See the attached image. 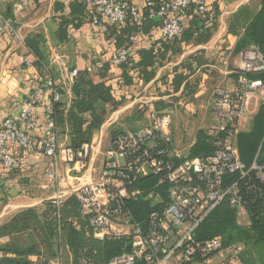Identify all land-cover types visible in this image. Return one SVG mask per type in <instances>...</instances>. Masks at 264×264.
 I'll return each mask as SVG.
<instances>
[{"label": "built area", "instance_id": "2783aa9c", "mask_svg": "<svg viewBox=\"0 0 264 264\" xmlns=\"http://www.w3.org/2000/svg\"><path fill=\"white\" fill-rule=\"evenodd\" d=\"M81 2L89 11L87 19L92 25H97L99 18L110 25H122L127 21L134 24L137 32L129 38L131 44L141 34L145 21L152 18L159 19L161 36L171 43L183 33L185 20L207 14L210 4V0H165L154 8L151 2H147V15L144 16L139 8L122 0ZM27 4L28 0H16L14 23L20 19ZM5 32L15 44H24L13 23L4 21L0 15V42ZM128 58L126 48H116L106 60L96 58L82 72L93 75L106 66L119 68ZM21 62L25 66L32 65L27 57H21ZM42 72L43 81L25 100L18 115L0 123V179H7L10 171L19 167L20 154L35 145L54 166L63 162L76 165L79 170L85 167L89 146L85 145L77 152L59 147L50 105L45 108L46 130L42 138L35 143L30 136L37 129L32 110L45 91L49 90L54 100H59V95L51 87L48 70L44 67ZM80 73L76 68L68 72L69 86ZM230 74L234 78L232 89L216 86L212 91L209 108L214 124L204 130L214 147L209 156L189 159L188 154L173 145L169 132L172 116L150 112L146 126L116 134L104 154L98 178L72 193L83 214L89 216V225L96 239L131 236L130 251L106 264H242V244L224 248L220 237L203 243L194 240L196 229L224 200L235 210L238 224L247 223L237 184H225L228 176L243 178L253 172L256 180L264 184V138L249 169L241 162L237 145L238 134L245 130L243 122H252L264 105V50L250 46L239 51L236 66ZM55 175L54 170L49 177ZM150 176L158 178L154 188H165L164 199L154 190L142 197V191L133 189L136 181ZM139 198L157 206V210L149 214L145 228L131 223L123 214V203ZM56 201L57 204L61 202L60 199ZM142 231L147 232L143 234ZM7 242L8 238L0 239V245ZM2 257L0 253V259ZM216 257L220 259L215 260Z\"/></svg>", "mask_w": 264, "mask_h": 264}, {"label": "crops", "instance_id": "0c3cea01", "mask_svg": "<svg viewBox=\"0 0 264 264\" xmlns=\"http://www.w3.org/2000/svg\"><path fill=\"white\" fill-rule=\"evenodd\" d=\"M73 1L52 0L48 3L43 0H28L22 16L14 23L16 0H0V15L4 21L13 23L23 43L27 38L41 37L40 51L44 57V67L48 70L52 89L62 92L59 101L66 109L70 107L72 100L68 72L75 68L83 71L96 58L106 60L115 49L116 37L114 31L108 30L105 25L94 26L86 18L81 26L74 28L77 23L74 19L79 18L70 14V4ZM130 1L139 9H143L146 2ZM214 1L216 0H210V4ZM57 5H62V10H57ZM61 19L69 21L67 39L64 42H58L55 38ZM183 29H191V18L185 20ZM203 29L210 33L206 42L190 39L168 46L161 44L158 31L151 30L148 34L141 32L132 45L131 58L136 63L139 61L137 51L153 48L156 61L152 68L153 78L145 82L143 72L139 73L141 70L131 69L129 75L134 77V84L120 88L114 83L121 75V70L109 68L108 79L118 90L120 102L109 111L105 122L93 135L83 170L63 162L54 166L36 145L21 153L19 167L15 169L12 182L5 184L0 179V226L25 210L42 209L46 201H63L81 186L95 181L103 168L104 154L113 140L112 134L138 129L127 128L130 114L137 105L148 107L155 103L161 104L163 113L172 116L169 132L174 147L183 154L189 152L198 131L214 124L209 108L213 88L234 87V78L230 72L237 63L234 50L238 37L220 22L208 21ZM21 57H27L31 64L34 61L25 43L15 44L5 32L0 42V123L5 118L16 117L25 100L43 81V72L40 75L32 65L25 66ZM178 66H182L179 72L186 75L189 74V68L194 72L175 90L169 84L174 77L173 68ZM93 79L98 81L97 77ZM160 80H165L166 84L163 85ZM49 95V90H46L41 101L32 110L37 129L30 136L35 143L46 130L45 106L49 104ZM150 112L152 111L149 110L145 115L146 125ZM243 124L244 131H247L246 122ZM183 142L186 147L182 150L179 144ZM58 145L60 148H67L68 138H59ZM54 170L56 175L50 178L49 174ZM61 252L63 260L57 258L49 264H72V253L63 244Z\"/></svg>", "mask_w": 264, "mask_h": 264}, {"label": "trees", "instance_id": "16d2710c", "mask_svg": "<svg viewBox=\"0 0 264 264\" xmlns=\"http://www.w3.org/2000/svg\"><path fill=\"white\" fill-rule=\"evenodd\" d=\"M126 1L133 5L130 0ZM165 1V0H164ZM157 8L162 0H146ZM214 9V16H212ZM57 10H62V5H57ZM145 4L140 11L147 15ZM88 9L81 0H74L70 4L71 16L77 23L74 28L81 26L83 20L88 18ZM218 13L217 2L209 4L207 14H200L191 18V29L185 31L175 38L171 43L166 42L160 34V22L155 18L147 19L142 28V34H148L151 30L158 31L162 45H172L176 42H186L194 39L196 42H206L210 38V33L204 30V24L208 21L216 22ZM69 21L61 19L55 38L58 42L67 39V27ZM105 25L108 30L114 31L115 49L124 47L129 53L128 60L118 69L121 75L114 83L122 88L134 84V77L129 75V70L139 69L143 72V80L149 82L154 75L155 52L151 49H140L137 51L139 61L133 63L130 51L132 45L129 38L137 32L136 27L130 21L122 25H110L106 20L99 18L97 25ZM200 30V31H198ZM244 32L240 33L235 46V54L250 46H257L264 50V0H260L259 9L253 17L246 23ZM229 32L236 34L233 27ZM116 33V34H115ZM26 48L34 57L32 66L41 75L44 68V57L40 51L41 37L27 38L24 41ZM182 66L173 68L174 77L170 82L173 89H178L187 80L188 75L194 70L188 69L189 74L179 72ZM109 67L88 75L82 72L78 75L71 86V105L68 109L58 100L55 101L53 95H49L48 105L51 106V119L57 138H68L67 148L77 152L85 145H90L93 135L97 132L106 120L109 111L120 102V94L113 87L108 79ZM138 73V74H139ZM97 77L98 81H94ZM188 86V85H187ZM187 86L185 88H187ZM186 90V89H185ZM62 96L61 91H56ZM119 99V100H118ZM46 105L45 108L48 106ZM146 113L150 110L158 115L163 114L161 104L155 103L146 106ZM109 109V110H108ZM116 133L112 134L114 139ZM264 138V105H262L254 116L250 129L241 131L237 136V145L241 162L249 169L257 151ZM214 150L212 139L208 138L204 130L198 131L196 141L188 152L189 159L204 158L209 156ZM264 151V148H263ZM264 153V152H262ZM16 170L10 171L5 179V184H10L15 176ZM157 177H147L139 179L133 186L134 190L143 192L142 197L151 190L159 192L164 199V187L157 185ZM237 184L238 195L242 200L247 213V223L239 225L236 219L235 210L224 200L214 209L194 232L196 243H203L215 237H220L224 248L242 244L244 249L240 256L242 264H264V184L259 183L253 172H248L243 178L238 175L228 176L225 184ZM157 210L149 200L139 198L136 201H125L123 203V214L128 217L131 223H138L142 228L148 224L149 214ZM93 229L89 225V216L82 212L81 205L74 195H70L65 200L57 204L56 200L46 201L42 209H28L12 218L8 223L0 226V239L8 238V242L0 245V253L3 257L0 264H49L57 259L59 248L65 245L72 253V264H106L109 260L130 251L131 236H110L102 240L96 239ZM28 232L36 233L38 238L45 243V251L35 243L21 245L14 242L16 235H26ZM145 234L147 231H142ZM32 258H36L34 262ZM197 260V259H196Z\"/></svg>", "mask_w": 264, "mask_h": 264}, {"label": "rangeland", "instance_id": "374dc122", "mask_svg": "<svg viewBox=\"0 0 264 264\" xmlns=\"http://www.w3.org/2000/svg\"><path fill=\"white\" fill-rule=\"evenodd\" d=\"M217 6H218V13L219 16L216 19V22L223 23L226 25L228 28L233 27L235 30V35L238 37L240 36V33H242L246 23L253 17V15L257 12L259 9V4L260 0H216ZM212 16H214V9ZM237 55L234 53V56ZM163 85L166 84L165 80H160ZM146 105H137L133 108L130 117H129V122H127L128 129H135V128H142L146 125ZM251 122L249 121L248 124L246 125V129H250ZM180 149H184L186 147L185 142L182 144H179ZM185 155L188 154V152L184 153ZM122 233H128V231H122ZM14 242H17L21 245H27L29 243H35L38 241L39 247L43 251H45V243L43 240L41 241L38 238V235L34 233L28 232L26 235L22 237V235H16L13 238ZM36 240V241H35ZM61 248H59V256L58 259L64 258L63 253L61 252ZM220 259V257H216L215 260ZM34 262L37 261L36 258H32ZM64 262V261H63ZM62 264V262H61ZM64 264V263H63Z\"/></svg>", "mask_w": 264, "mask_h": 264}, {"label": "water", "instance_id": "95a60500", "mask_svg": "<svg viewBox=\"0 0 264 264\" xmlns=\"http://www.w3.org/2000/svg\"><path fill=\"white\" fill-rule=\"evenodd\" d=\"M157 21H159V19H156Z\"/></svg>", "mask_w": 264, "mask_h": 264}]
</instances>
